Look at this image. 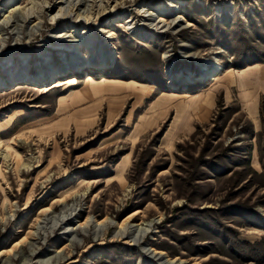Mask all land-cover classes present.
<instances>
[{"label":"rangeland","instance_id":"1","mask_svg":"<svg viewBox=\"0 0 264 264\" xmlns=\"http://www.w3.org/2000/svg\"><path fill=\"white\" fill-rule=\"evenodd\" d=\"M0 84V264H264V0H0Z\"/></svg>","mask_w":264,"mask_h":264},{"label":"bare ground","instance_id":"2","mask_svg":"<svg viewBox=\"0 0 264 264\" xmlns=\"http://www.w3.org/2000/svg\"><path fill=\"white\" fill-rule=\"evenodd\" d=\"M79 3L80 4H84V3H81V1ZM61 11H62L61 12V16L59 18L64 19V17H66L69 13L67 12V9H65L63 7L61 8ZM164 21L165 20H163V19L159 20V22H164ZM130 22H132V21H130ZM164 26H166L168 29H175V27L178 26V22L173 21L169 25H164ZM113 54H114L113 50L107 49V46H106L100 52L101 56L97 58L98 60L97 59L91 60L89 58V56H87V52H86L85 55L82 56L81 59L88 60L87 63H86V68H88V69H92V68H106L108 66L109 62L113 61V56H114ZM80 55H82V54H80ZM78 66H80V65H79V63L77 61H75V62H67V64L62 69L53 70L52 72L42 71V72L37 73L36 75H25L23 77V79L26 80L29 83H41V82L47 81L50 77L60 76V74L64 73V71L66 69H67V71H70V72H73V70H78ZM80 69H83V68H80ZM203 71L205 72L206 70H202V72ZM20 78L21 77H19V75H17L16 77H14V79H10V82L16 81V80H18ZM6 85H7V83H6ZM44 211L45 212L46 211L49 212V209L44 210ZM70 211H72V210H70ZM68 212L69 211H65L63 214L58 215L56 218L55 217L50 218V219H45L44 218L41 221L42 226L39 227V230L43 231L42 235L45 234L46 230L51 231L52 229L54 230V228H56L58 226H61L62 224H65V222L68 220L69 216H71V214H68ZM135 214L136 213H133L130 217L134 216ZM90 224H91L90 220H87V221H85L82 224V226L81 225L80 226L82 228H88V227H91ZM95 226L96 227H102V228H104L105 226H108V228H109L110 227V222H108V220L105 219V220L96 222ZM150 227H151V224H145V225L144 224H141V225L139 224V225H135L134 226V225H131L129 223H124V224H121V226L118 229L120 231V235L123 236V237H129V236L131 237V235H136V237L133 238L132 241L135 243V245H141L140 244L141 243V239H142V237H143V235L145 233L149 232ZM72 230L73 229H71V231ZM146 254H147V256L149 258H151L152 260H154L155 262L160 263V264H166V263H168V264H177L176 262H166L164 260V253L156 251V250H147Z\"/></svg>","mask_w":264,"mask_h":264},{"label":"crops","instance_id":"3","mask_svg":"<svg viewBox=\"0 0 264 264\" xmlns=\"http://www.w3.org/2000/svg\"><path fill=\"white\" fill-rule=\"evenodd\" d=\"M247 67H250V66H247ZM250 81H247L246 83V85L245 86H247L248 88L249 87H251V84L249 83ZM86 84H89V83H93V81H91V82H88V81H86L85 82ZM260 88H261V93H262V95L264 94V84H262L261 86H260ZM252 89H254V88H252ZM255 92V93H254ZM256 91L255 90H252V91H249V95L253 98V101H255V99H256ZM263 99H264V97H263ZM264 103V102H263ZM263 107H264V104H263ZM253 120H254V122H255V120H256V117L255 116H253ZM253 162V161H252Z\"/></svg>","mask_w":264,"mask_h":264}]
</instances>
